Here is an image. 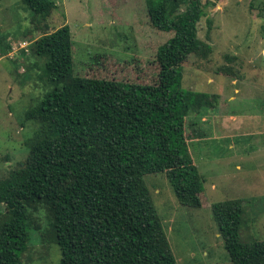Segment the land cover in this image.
Segmentation results:
<instances>
[{
	"label": "trees",
	"instance_id": "trees-1",
	"mask_svg": "<svg viewBox=\"0 0 264 264\" xmlns=\"http://www.w3.org/2000/svg\"><path fill=\"white\" fill-rule=\"evenodd\" d=\"M2 1V0H0ZM35 16L55 0H23ZM151 21L174 34L156 53L154 83L75 75L73 36L64 24L33 42L50 89L25 120L40 129L25 162L0 180V264H27L23 253L43 205L60 264H178L145 176L165 172L176 197L203 205L205 178L186 135L191 111L212 108L183 86V67L200 46L201 0H146ZM232 264H264V241L241 239L244 201L212 205Z\"/></svg>",
	"mask_w": 264,
	"mask_h": 264
},
{
	"label": "rangeland",
	"instance_id": "rangeland-1",
	"mask_svg": "<svg viewBox=\"0 0 264 264\" xmlns=\"http://www.w3.org/2000/svg\"><path fill=\"white\" fill-rule=\"evenodd\" d=\"M55 1L46 17L23 0L0 1V180L25 162L40 129L25 120L50 89L41 79L44 60L32 53L38 37L67 24L75 75L154 83L157 50L174 34L153 24L146 0ZM201 1V42L184 63L183 86L215 103L191 111L186 125L190 154L205 178L203 205H183L165 172L145 182L178 264H232L213 204L243 199L241 239L264 241V0ZM32 213L24 263L60 264L46 208Z\"/></svg>",
	"mask_w": 264,
	"mask_h": 264
},
{
	"label": "built area",
	"instance_id": "built-area-1",
	"mask_svg": "<svg viewBox=\"0 0 264 264\" xmlns=\"http://www.w3.org/2000/svg\"><path fill=\"white\" fill-rule=\"evenodd\" d=\"M22 47H24V46H22Z\"/></svg>",
	"mask_w": 264,
	"mask_h": 264
}]
</instances>
